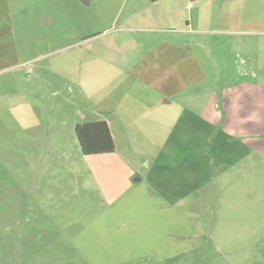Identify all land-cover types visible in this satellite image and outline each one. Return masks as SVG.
Listing matches in <instances>:
<instances>
[{
	"label": "rangeland",
	"instance_id": "374dc122",
	"mask_svg": "<svg viewBox=\"0 0 264 264\" xmlns=\"http://www.w3.org/2000/svg\"><path fill=\"white\" fill-rule=\"evenodd\" d=\"M142 9L141 0H0V264H89L78 239L92 242L101 221L141 235L160 223L157 247L120 264H264V0L241 32L194 24L187 86L149 100L131 81L127 96H112L104 51L165 37L127 21ZM98 120L116 150L85 156L74 127ZM136 179L159 182L160 216L143 215V199L136 213L100 217L101 200Z\"/></svg>",
	"mask_w": 264,
	"mask_h": 264
},
{
	"label": "crops",
	"instance_id": "0c3cea01",
	"mask_svg": "<svg viewBox=\"0 0 264 264\" xmlns=\"http://www.w3.org/2000/svg\"><path fill=\"white\" fill-rule=\"evenodd\" d=\"M141 3L143 9L127 16V21L154 25L152 28L159 29V33L165 37L156 39L159 41L157 47L151 45L143 48L140 42L134 46L136 49L133 51L119 49L104 51L106 60L110 62L109 65L106 64L105 71L113 80L109 92L112 96L117 94L127 96L129 90L124 92L123 89L128 88L131 81L138 82L139 86L137 87L141 94H145L149 100L154 97L158 99L160 94L158 88L187 86L194 76L195 53L193 47L195 43L190 41L194 24L204 21L226 24L228 28H223L222 32L230 34L241 32L240 25L247 22H258L259 0H141ZM203 31V29H197L198 33ZM244 31L248 32L249 30ZM179 56L180 59L177 60ZM170 63L174 65L173 77L167 76V79L163 80L161 75L163 67ZM171 100V97L167 98L164 103H161L160 98L153 100L150 110L157 109L160 103L162 106L168 107ZM119 103V100L112 97L106 99L108 111L114 113H120L117 109ZM106 122L116 150L111 125L108 121ZM140 182L139 179L134 180L135 184L131 185L129 190L114 202L101 200L98 215L100 217H120L126 215L128 211L136 213L140 207L139 201L150 199V209H142V214L146 215L147 213L159 217L160 201H155L157 198H162L161 190L159 191L158 187L155 188L159 182L154 186L146 182L140 184ZM144 210L146 211L143 212ZM172 221L177 222L176 219ZM159 224L153 223L151 230L145 229L146 232L141 235V227L124 228L121 221L115 225L101 221L96 226V230H93L95 237L92 242L83 243L80 238L78 241L81 247L90 249L89 257L87 260L85 259L89 264L126 263L135 257H140L141 254L131 257L130 252L133 249L147 245L150 248L157 247L150 242L155 238L159 240L156 232ZM147 233H149V239H146ZM158 243L161 248V243Z\"/></svg>",
	"mask_w": 264,
	"mask_h": 264
},
{
	"label": "trees",
	"instance_id": "16d2710c",
	"mask_svg": "<svg viewBox=\"0 0 264 264\" xmlns=\"http://www.w3.org/2000/svg\"><path fill=\"white\" fill-rule=\"evenodd\" d=\"M80 151L85 156L109 154L115 146L106 121L76 124L74 127Z\"/></svg>",
	"mask_w": 264,
	"mask_h": 264
}]
</instances>
